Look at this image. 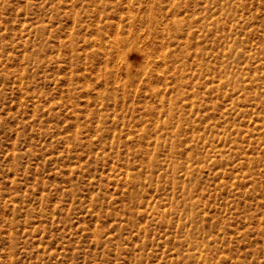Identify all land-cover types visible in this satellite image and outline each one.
Here are the masks:
<instances>
[{"label": "rangeland", "instance_id": "obj_1", "mask_svg": "<svg viewBox=\"0 0 264 264\" xmlns=\"http://www.w3.org/2000/svg\"><path fill=\"white\" fill-rule=\"evenodd\" d=\"M0 264H264V0H0Z\"/></svg>", "mask_w": 264, "mask_h": 264}]
</instances>
